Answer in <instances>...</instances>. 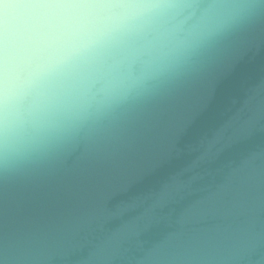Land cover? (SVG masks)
Instances as JSON below:
<instances>
[{"label": "water", "instance_id": "1", "mask_svg": "<svg viewBox=\"0 0 264 264\" xmlns=\"http://www.w3.org/2000/svg\"><path fill=\"white\" fill-rule=\"evenodd\" d=\"M0 264H264V0H0Z\"/></svg>", "mask_w": 264, "mask_h": 264}]
</instances>
